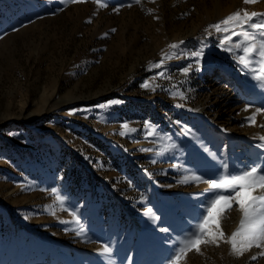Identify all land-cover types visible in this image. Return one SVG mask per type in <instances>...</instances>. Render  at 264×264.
<instances>
[{
    "label": "rangeland",
    "instance_id": "1",
    "mask_svg": "<svg viewBox=\"0 0 264 264\" xmlns=\"http://www.w3.org/2000/svg\"><path fill=\"white\" fill-rule=\"evenodd\" d=\"M238 10L264 0H0V264H171L212 196L192 177L264 169L260 65L213 27ZM200 248L180 264H264Z\"/></svg>",
    "mask_w": 264,
    "mask_h": 264
},
{
    "label": "snow or ice",
    "instance_id": "2",
    "mask_svg": "<svg viewBox=\"0 0 264 264\" xmlns=\"http://www.w3.org/2000/svg\"><path fill=\"white\" fill-rule=\"evenodd\" d=\"M74 2H79V0H74ZM135 2L140 3V0H135ZM257 2L258 0H244L246 5ZM100 6L105 7L106 5L101 3ZM258 15L264 14L238 10L213 27L217 32H231V35L225 36L222 41L224 44H229L232 36L242 35V40L234 45V48L242 53L236 57L237 63L253 73L257 72V69L251 68V65L254 62L258 63L260 65L259 74L254 75V78L264 84V38L257 39L256 36L245 30V26H248L261 31L262 37H264V22L252 23ZM235 29H241V32L238 33ZM170 48L175 49L177 45H170ZM225 50L231 52L233 48L229 47ZM191 55L198 58L201 53L196 52ZM254 56H258L259 59L254 61ZM161 66L162 64L155 65V67ZM188 71L189 69H184L183 75L187 76ZM161 75L163 74L161 73ZM144 87L148 88L149 85L145 84ZM181 98L183 97L181 96ZM115 103H119V101H115ZM247 110L245 108V111ZM259 112L260 110L257 109L256 113ZM248 120L254 125L256 115L248 117ZM123 127L128 129L127 124ZM260 139L264 141V137H260ZM260 146L264 147V144ZM224 169V174L215 180L202 181L198 176L192 177L194 180L207 183L212 196L205 207V214L200 222L194 226L193 231L185 239L180 241V247L176 251L171 264H180L187 254L193 250L200 253V245L202 244L219 246V243L223 241L230 245L231 253L236 256L243 255L244 252L253 247L264 249V194H256L258 190L264 193V169L253 166L233 175L227 173V165H224ZM57 199L60 200L59 197ZM60 202L62 203V200ZM234 205L238 206L241 213L239 226L230 236H226L221 222L226 214L233 209ZM109 252L108 247L103 248L104 254ZM261 254L264 255V252ZM255 258L253 257V259Z\"/></svg>",
    "mask_w": 264,
    "mask_h": 264
},
{
    "label": "bare ground",
    "instance_id": "3",
    "mask_svg": "<svg viewBox=\"0 0 264 264\" xmlns=\"http://www.w3.org/2000/svg\"><path fill=\"white\" fill-rule=\"evenodd\" d=\"M153 210V209H152ZM150 213V212H149ZM148 214V213H147ZM147 216V215H146ZM151 216V215H150ZM154 216V215H153ZM147 220V219H146ZM149 220V219H148ZM152 223V222H151ZM152 224H154V223H152ZM128 235V234H127Z\"/></svg>",
    "mask_w": 264,
    "mask_h": 264
}]
</instances>
